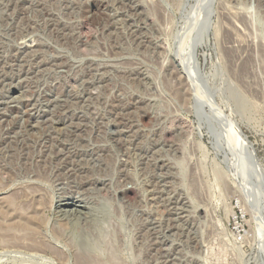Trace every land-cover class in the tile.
<instances>
[{
	"label": "rangeland",
	"instance_id": "rangeland-1",
	"mask_svg": "<svg viewBox=\"0 0 264 264\" xmlns=\"http://www.w3.org/2000/svg\"><path fill=\"white\" fill-rule=\"evenodd\" d=\"M263 184L264 0H0V264H264Z\"/></svg>",
	"mask_w": 264,
	"mask_h": 264
},
{
	"label": "bare ground",
	"instance_id": "bare-ground-1",
	"mask_svg": "<svg viewBox=\"0 0 264 264\" xmlns=\"http://www.w3.org/2000/svg\"><path fill=\"white\" fill-rule=\"evenodd\" d=\"M193 7V6H192ZM32 128V127H31ZM243 146V145H242ZM244 147V146H243ZM245 149H247L246 147H244ZM248 150V149H247ZM249 152V151H248ZM250 156V155H249ZM251 158V157H250ZM253 159V158H252ZM252 159H251V161H252ZM254 160V159H253ZM251 161L249 160V162L251 163ZM245 162H246V160H245ZM247 162H248V160H247ZM246 162V163H247ZM250 163H249V165H250ZM254 165H257L256 163L254 164L253 163V166ZM254 168H255V166H254ZM251 172L253 173V175L254 174H256V175H258L257 173H255V170H253V169H251ZM256 178V177H255ZM263 183V182H262ZM262 185V184H261ZM264 185V184H263ZM123 196H125V197H131L134 193H133V191L132 190H130V189H128V190H124L123 191ZM262 194V193H261ZM259 230V229H258ZM260 230H261V228H260ZM258 234V233H257ZM260 239V238H259ZM77 262H78V264H99L96 260H94L92 257H90L89 255H87V254H85V253H80L79 255H78V258H77Z\"/></svg>",
	"mask_w": 264,
	"mask_h": 264
},
{
	"label": "built area",
	"instance_id": "built-area-1",
	"mask_svg": "<svg viewBox=\"0 0 264 264\" xmlns=\"http://www.w3.org/2000/svg\"><path fill=\"white\" fill-rule=\"evenodd\" d=\"M238 221H240V220L238 219ZM237 230H238L239 234L241 235V230H242V229H241V230H239V229L237 228Z\"/></svg>",
	"mask_w": 264,
	"mask_h": 264
}]
</instances>
